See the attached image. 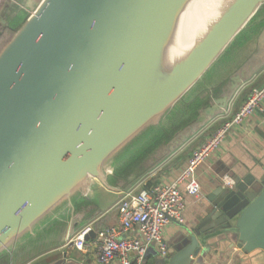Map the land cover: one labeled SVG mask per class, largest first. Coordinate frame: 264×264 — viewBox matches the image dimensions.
I'll return each instance as SVG.
<instances>
[{
	"label": "water",
	"instance_id": "1",
	"mask_svg": "<svg viewBox=\"0 0 264 264\" xmlns=\"http://www.w3.org/2000/svg\"><path fill=\"white\" fill-rule=\"evenodd\" d=\"M187 1L42 0L0 52V255L81 183L87 196L96 178L106 184L104 171L113 174L115 156L144 130L153 128L155 136L164 128L171 108L264 4L233 0L184 60L146 87L155 55ZM242 81L234 76L190 133L187 124L177 131L182 139L174 138L175 150L226 116ZM209 202L188 235L165 255L151 247L146 257L153 255L154 264H206L218 239L253 256L252 264H264V176H235ZM54 264L68 262L62 257Z\"/></svg>",
	"mask_w": 264,
	"mask_h": 264
},
{
	"label": "crops",
	"instance_id": "2",
	"mask_svg": "<svg viewBox=\"0 0 264 264\" xmlns=\"http://www.w3.org/2000/svg\"><path fill=\"white\" fill-rule=\"evenodd\" d=\"M41 2L0 0V17L6 20V24L0 21V28L12 29L15 35ZM236 75L242 77L243 85L226 114L229 117L242 107L253 88L264 86V4L211 68L171 108L164 120V128L155 134L156 138H161L154 139L148 146L143 163L134 164L130 160L129 165L122 150L115 156L113 174L107 176L104 171L106 184L96 178V181L91 182L93 189L88 196L84 193L85 182L74 188L70 195H66L40 217L30 231L12 243L5 250L6 254L0 255V264H54L62 257L68 264H101L95 249L85 251L71 247L68 244L70 239L88 224H93L96 229L104 226L120 228L117 207L125 193L144 183L149 188L161 178L167 181L176 178L186 167L192 150L215 130L220 117L202 127L198 135L176 150L174 138L180 139L181 136L175 134L186 124L189 126L186 132L190 133L193 126L202 123L200 121L204 117L201 114L215 99L226 94L231 79ZM262 107L263 110H257L241 125L233 127L222 149L197 168L201 193L198 197H186L184 225L170 223L165 228L164 238L169 245L175 243L180 235H188L189 230L198 226L200 216L211 204L209 196L217 187L229 180L233 181L235 176H264V102ZM146 132L144 130L141 133ZM139 135L131 142L137 141ZM171 151L172 156L164 162ZM162 162L161 167L150 174ZM152 174L156 175L152 177ZM133 235L130 231L123 236ZM223 244L217 239L209 245L206 264H252L253 256L242 255L236 245L227 244L226 247ZM154 260L153 255H148V264H154Z\"/></svg>",
	"mask_w": 264,
	"mask_h": 264
},
{
	"label": "built area",
	"instance_id": "3",
	"mask_svg": "<svg viewBox=\"0 0 264 264\" xmlns=\"http://www.w3.org/2000/svg\"><path fill=\"white\" fill-rule=\"evenodd\" d=\"M264 86L253 88L245 103L233 116H222L215 130L193 150L184 169L172 181L157 180L151 187L146 183L128 191L121 198L117 211L120 228L93 224L82 227L68 242L71 247L89 251L95 249L101 264H148L146 253L153 247L165 255L169 244L164 238L170 223L184 225L186 197H198L201 184L197 168L222 149L230 130L247 118L263 110ZM156 174H152L154 177ZM232 186L233 181L225 183ZM133 236H123L125 232ZM94 237H87L91 233Z\"/></svg>",
	"mask_w": 264,
	"mask_h": 264
},
{
	"label": "bare ground",
	"instance_id": "4",
	"mask_svg": "<svg viewBox=\"0 0 264 264\" xmlns=\"http://www.w3.org/2000/svg\"><path fill=\"white\" fill-rule=\"evenodd\" d=\"M232 1L188 0L157 51L145 76V86L149 87L167 77V74L185 59V54L197 47V44L215 27L232 6Z\"/></svg>",
	"mask_w": 264,
	"mask_h": 264
},
{
	"label": "rangeland",
	"instance_id": "5",
	"mask_svg": "<svg viewBox=\"0 0 264 264\" xmlns=\"http://www.w3.org/2000/svg\"><path fill=\"white\" fill-rule=\"evenodd\" d=\"M152 129H150V131L148 130L146 134L140 135L137 141H134L132 144L124 148L122 155H126L125 161L128 164L130 163V160L131 162H134V164L143 163L146 158V153L148 152V146L153 142L154 139L161 138V137L156 138L154 134L149 135L150 134L149 132H151Z\"/></svg>",
	"mask_w": 264,
	"mask_h": 264
},
{
	"label": "trees",
	"instance_id": "6",
	"mask_svg": "<svg viewBox=\"0 0 264 264\" xmlns=\"http://www.w3.org/2000/svg\"><path fill=\"white\" fill-rule=\"evenodd\" d=\"M14 32L9 28H0V51L7 45L12 39Z\"/></svg>",
	"mask_w": 264,
	"mask_h": 264
}]
</instances>
